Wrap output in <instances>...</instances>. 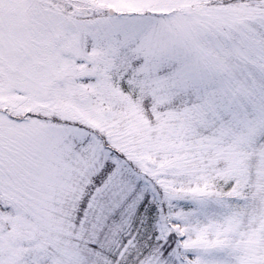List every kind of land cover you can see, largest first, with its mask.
Segmentation results:
<instances>
[{"label":"snow or ice","instance_id":"6c2138e0","mask_svg":"<svg viewBox=\"0 0 264 264\" xmlns=\"http://www.w3.org/2000/svg\"><path fill=\"white\" fill-rule=\"evenodd\" d=\"M0 264H264V0H0Z\"/></svg>","mask_w":264,"mask_h":264}]
</instances>
